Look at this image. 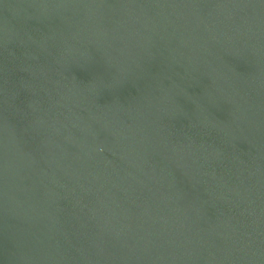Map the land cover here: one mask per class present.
Instances as JSON below:
<instances>
[{"label": "water", "instance_id": "obj_1", "mask_svg": "<svg viewBox=\"0 0 264 264\" xmlns=\"http://www.w3.org/2000/svg\"><path fill=\"white\" fill-rule=\"evenodd\" d=\"M0 264H264V0H0Z\"/></svg>", "mask_w": 264, "mask_h": 264}]
</instances>
